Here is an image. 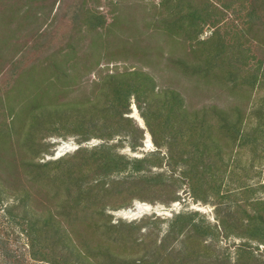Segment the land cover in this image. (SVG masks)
Listing matches in <instances>:
<instances>
[{"label": "trees", "instance_id": "trees-1", "mask_svg": "<svg viewBox=\"0 0 264 264\" xmlns=\"http://www.w3.org/2000/svg\"><path fill=\"white\" fill-rule=\"evenodd\" d=\"M86 1L77 0L72 28L75 31L76 27L81 33L93 32L94 44L106 43L103 33H108L113 19L106 21L103 14L87 6ZM149 2L152 4L151 0ZM223 2L224 6L229 7L231 4L239 8L247 5L246 12L242 14L245 19L242 23L246 29L258 34L264 31V23L261 24L259 20L264 15V0ZM141 4L144 11L146 6ZM150 6L152 10L149 12L154 18L152 27L160 28L170 42L183 46V56L174 60L175 52H168L165 62L179 66L184 73L196 74L205 83L220 82L227 89L236 90L239 95L243 92V86L253 88L264 84L263 63H255L254 55L249 53L248 41L243 39L245 32L239 24H229L230 28L226 30L225 23L216 27L207 37L200 38L203 21H208L213 9L219 12L216 4L210 0H158ZM233 11L240 14L236 9ZM209 24L213 25L214 22ZM72 39L73 36L64 40L66 53L71 52ZM250 59H253V63L249 62ZM52 67L53 77L47 82L37 79L32 84L26 102L14 111L8 109L11 110L8 119L3 112L0 114L4 117L0 119V138H7L17 123L19 132H15L22 137L17 140V144L20 149L25 148L27 153L21 157L20 163L12 164V168H9L12 172L8 175L19 173L26 180L24 184L28 188L22 185L24 192L17 204L24 203L28 190L35 185L31 191L38 196L37 204L42 210H47L46 214L30 216L22 210L19 220L24 226L20 232L25 236L26 243L18 257L22 258L25 254L27 264H229L223 256L208 252L209 244L202 242V239L196 245H186L184 242L191 236L189 232L181 240L182 249L177 253L160 242L152 241L142 246L144 241L135 236L138 229L136 224L111 222L104 210L129 204L133 196H128V200L125 198L119 205L114 202L120 201L124 194L133 190L154 189L150 183L151 176L138 175L109 181L105 176L128 164H131L133 172L149 170L146 164L149 157L153 159L149 162L150 166H169L174 163L176 154L181 160L178 173L183 180L203 173L204 180L207 182L209 179L210 183L212 177L214 180L219 174L222 177L231 175L236 161L235 156H231L234 143L238 136H246L238 131L237 116L240 113L235 115L238 111L234 114L230 112V116L228 112H222L209 124L202 110L188 113L177 92L169 88L155 91L152 74L136 68L114 69L97 74L91 81L89 96L59 101L58 92L51 93L50 89L56 88L55 82H59L57 77L67 75L65 70ZM131 98L157 149L137 158L112 152L110 146L102 143L91 149L77 148L73 153L55 159L43 162L35 160L38 149L46 147L45 137L90 133L83 136L82 140L88 137L108 140L118 135L125 125L130 129L129 136L132 139L131 142L127 141L126 146L134 151L137 147L134 141L137 137L142 138L143 130L126 115ZM257 131L264 133V129ZM250 139L253 145H257L256 137ZM202 159L203 165H197L196 162ZM198 178L194 180L198 181ZM161 187L167 188L168 183H162ZM238 187L251 189L244 182H240ZM253 201L264 206V200ZM262 208L244 217L242 226L264 237ZM4 212L10 213L12 210ZM178 217L181 216L174 215V218ZM75 225L77 227H73ZM194 226V223L186 222L177 232L181 234L186 227L192 230ZM170 232L171 227L167 235ZM244 245L242 243L237 249L236 258L231 264H254L252 252ZM8 257H13L12 261L17 264L16 255L9 254Z\"/></svg>", "mask_w": 264, "mask_h": 264}, {"label": "rangeland", "instance_id": "rangeland-1", "mask_svg": "<svg viewBox=\"0 0 264 264\" xmlns=\"http://www.w3.org/2000/svg\"><path fill=\"white\" fill-rule=\"evenodd\" d=\"M149 1L87 0V6L97 9L106 21L113 19L108 33H103L106 43L94 44L93 32L81 33L76 27L75 31L72 28V20L78 7L77 0H0V114L3 112L8 119V113L11 112L8 109L12 108L14 111L17 106L26 102L32 84L37 79L45 82L50 80L53 77L52 65L65 70L67 75L57 77L59 82L53 79L57 86L50 89V92H58L59 101L89 96L91 81L97 74L114 69L136 68L152 74L155 91L169 88L177 92L188 113L202 110L209 124L218 115L221 116L222 112H228L231 116L230 112L234 114L238 111L235 114L240 113L237 116L238 131L246 136H238L234 143L231 153L236 159L233 174L223 177L219 174L214 180L212 177L210 183L209 179L207 182L204 180L203 173L183 180L178 173L181 160L177 154L174 163L160 167L150 166L149 162L153 159L149 157L146 162L149 170L133 172L131 164H128L119 171L111 172L105 179L109 181L150 175V183L154 189L133 190L124 194L121 197L123 199L114 204L119 205L125 198L128 200V196H133L129 204L120 208H105L104 212L109 215L111 222L136 224L138 229L135 236L144 241L142 246L155 241L167 245L177 253L182 249L181 240L189 232L191 236L184 242L186 245H196L202 239V242L209 244L208 252L223 256L229 264L235 260L237 249L242 243L252 252L254 264H264V237L255 235L242 226L244 217L264 207L253 201L264 200V186H261L264 184V133L257 131L264 129V84L253 88L243 86L242 94L238 91L239 95L236 90L227 89L220 82L205 83L196 74L184 73L179 66L165 62L168 52H175L174 60L183 56V46L180 42H170L160 28L152 27L154 18L149 12L152 10L150 5L156 4L158 0H151L152 4ZM210 1L217 5L219 12L213 9L208 21H203L200 38L207 37L216 27L225 23L226 30L230 28L229 24H239L245 32L243 39L248 41L249 53L254 55L255 63H263V68L264 31L258 34L246 29V25L242 23L245 20L242 14L246 12L247 5H244L245 8H239L236 4V7L233 4L229 7L223 5V0ZM141 3L146 6L144 11ZM235 9L241 15L233 11ZM259 20L263 24L264 15ZM210 22L214 24H209ZM71 36L74 37L71 52L66 53L64 40ZM249 62L253 63V59ZM130 114H135L140 122L141 117L132 98L126 115ZM4 117L0 116V119ZM17 127L16 123L7 138H0V184L3 185L0 186V264H16L12 261L13 257H8L9 254L18 257L24 251L26 239L20 232L24 224L19 220L22 210L26 211L27 216L46 214L47 211L37 204L38 196L31 191L35 185L28 190L24 203L17 204L24 188L28 189L24 184L26 180L19 173L8 175L12 172L9 169L12 168L11 165L20 163L21 157L27 154L25 148L20 149L17 144V140L22 138L16 133L19 132ZM24 128L25 125L23 130ZM141 129L142 138L135 139L137 147L134 151L126 146L127 141L132 140L127 125L120 129L118 135H113L108 140L96 137L82 140L83 136L90 133L48 136L44 141L45 149H38L35 160L43 162L55 159L71 154L77 148L91 149L102 143L110 146L112 152L139 158L157 149L144 124ZM250 138L257 140V145H253ZM196 163L203 165V159ZM196 177H199L198 181L194 180ZM240 182L248 183L251 189L238 187ZM162 183H168V187H161ZM175 214L181 217L174 218ZM186 222L194 223L195 226L192 230L186 227L181 234L178 233L179 227ZM170 227L171 232L167 235ZM141 252L140 250L139 253ZM26 257L25 254L22 258L18 257L17 264H27Z\"/></svg>", "mask_w": 264, "mask_h": 264}, {"label": "water", "instance_id": "water-1", "mask_svg": "<svg viewBox=\"0 0 264 264\" xmlns=\"http://www.w3.org/2000/svg\"><path fill=\"white\" fill-rule=\"evenodd\" d=\"M135 110V109H134ZM136 112V111H135ZM138 116V115H137ZM128 117H131L134 119V121L137 123L138 127L143 128V124H142V120L140 119V117L138 116V118L140 119V122L137 120V118H135L134 116H132L131 114L128 115ZM148 141V140H147ZM149 142V141H148Z\"/></svg>", "mask_w": 264, "mask_h": 264}, {"label": "bare ground", "instance_id": "bare-ground-1", "mask_svg": "<svg viewBox=\"0 0 264 264\" xmlns=\"http://www.w3.org/2000/svg\"><path fill=\"white\" fill-rule=\"evenodd\" d=\"M134 116H135V118H137L135 114H134ZM137 120H138V119H137ZM138 121H139V120H138ZM146 138H147V140L149 139L147 135H146ZM147 143H148V141H147ZM126 214H127V213H126Z\"/></svg>", "mask_w": 264, "mask_h": 264}]
</instances>
